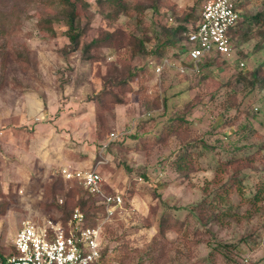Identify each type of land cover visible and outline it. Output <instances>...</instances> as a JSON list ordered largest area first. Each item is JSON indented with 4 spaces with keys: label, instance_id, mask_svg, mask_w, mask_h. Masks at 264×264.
Here are the masks:
<instances>
[{
    "label": "rangeland",
    "instance_id": "374dc122",
    "mask_svg": "<svg viewBox=\"0 0 264 264\" xmlns=\"http://www.w3.org/2000/svg\"><path fill=\"white\" fill-rule=\"evenodd\" d=\"M82 1L87 6L83 10L77 4V10L84 34L79 47L71 49L54 0H0V50L4 48L7 55L0 77V254L12 253L24 220L59 219L63 212L58 205L72 186L79 187V197L87 200L89 222L103 221L98 218L99 199L88 197L77 180L63 181L60 175L64 164L91 169L103 160L96 168L102 186L123 199L102 224L104 264H152L150 255L157 254L154 248L160 246L165 251L162 264H200L211 250V237L189 210L202 197V184L213 176L217 157L252 151L264 142V89L252 86L249 77L235 79L240 70L261 68L264 74V13L255 20L264 12L262 2L248 0L240 7L236 31L230 34V53L210 60L199 74L165 69L160 77L147 74L131 83L133 89L122 92L112 82L122 78L128 63L146 66L154 46L151 32L146 49L135 56L128 45L93 47L88 52L83 45L104 30L134 31L140 17L143 26L160 16L161 23L176 26L184 15L200 10L203 0H162L156 3L162 13L154 12V0H127L130 15L113 21L105 17L109 9L96 0ZM136 4L142 11L134 8ZM43 18L50 19L55 35L37 27ZM186 24L188 30L193 26ZM176 50H181L179 45L168 54L174 57ZM103 82L122 103L97 104L96 122L91 98ZM231 103L234 107H227ZM176 112L186 113V129L165 142L156 141L164 122ZM140 138L143 149H138ZM187 140L198 145L194 149L198 152L191 174L183 178L171 161ZM202 143L212 148L203 151ZM255 176L250 173L248 182L254 184ZM238 199L232 196L234 202ZM165 210L184 220L190 231L200 228L199 234H190L186 241L168 230V239L160 238L155 232ZM212 230L223 242H239L238 252L231 255L236 264H264V214ZM217 264L227 263L218 257Z\"/></svg>",
    "mask_w": 264,
    "mask_h": 264
},
{
    "label": "trees",
    "instance_id": "16d2710c",
    "mask_svg": "<svg viewBox=\"0 0 264 264\" xmlns=\"http://www.w3.org/2000/svg\"><path fill=\"white\" fill-rule=\"evenodd\" d=\"M97 3L106 7L109 10L105 12V17L109 21L116 20L120 15H130L131 6L128 4L127 0H96ZM162 0H154L152 5L154 12H159L157 2L160 3ZM204 1V0H203ZM248 0H238L237 7L240 11V7L247 3ZM261 7L264 9V0H261ZM61 9V19L66 25L65 35L68 38L71 49H77L80 44V39L84 34V29L80 28V14L77 10V4L84 10L86 3L82 0H54ZM202 5V4H201ZM201 7V6H200ZM136 10H141L137 4L134 5ZM201 9V8H200ZM264 12H259L255 18L261 16ZM200 16V10L194 11L193 14H186L180 20V23L176 26H169L167 24L161 23V16L154 18L149 26H143V19L140 17L137 20V26L134 31L129 33L123 30H104L100 35L93 38L89 43L83 45V51L88 52L93 47H108L115 49L118 46L128 45L130 47L131 56H135L142 53L146 49V42L149 40V32L154 39V46L148 51L149 55L146 61V66H134L128 65L124 66L122 70L121 77L117 82H112L113 85L120 88L122 92L133 89L131 85L134 81H141L145 78L147 74L154 73V65L158 64L164 58H169L171 60L175 59L182 61L185 51L188 47V27L187 22H192L193 26L198 21ZM239 17L236 21L235 26L239 22ZM6 22L1 20V24L4 25ZM234 26V27H235ZM37 27L40 30H46L50 32V35H55L56 32L52 27L50 19L43 18L41 21L37 22ZM233 27V28H234ZM231 28V32L233 30ZM235 29V28H234ZM3 33V29H1ZM180 47V51H177L176 56H171L168 54L170 48ZM4 48H1L0 57V77L3 76L6 65H7V55L4 52ZM221 55H211L204 59L201 65V71L203 66L208 65L210 60H213ZM170 70V69H167ZM164 72V71H163ZM2 75V76H1ZM249 77L252 86H258L264 89V74L261 68H256L252 71L245 72L240 70L237 72L235 79L236 81L246 80ZM103 82L102 88L94 93L91 100L95 103V121L99 122V107L104 105L105 102L111 101L112 104L122 103L121 97L116 93L112 92ZM112 97V99L110 98ZM234 107L233 104H229L227 107ZM45 108V103H44ZM193 109V108H191ZM188 121L186 119V113L176 112L169 116L166 122L162 125L159 133L156 136V141L165 142L170 137L181 133L187 127ZM243 129H247L244 125ZM144 138H140V147L138 149H143ZM138 144V143H136ZM114 145L115 144H111ZM117 146L119 144H116ZM122 145V144H120ZM198 147L194 142L187 140L182 145L181 149L171 161L173 170L180 174L183 178L188 177L192 172V167L195 160V154L198 151L194 149ZM203 151L205 148L211 149L207 144L202 143ZM110 152L113 153L111 150ZM216 164L213 168V176L210 179L204 181L201 186L202 197L198 200L189 212L195 216L196 222L207 232L211 240L209 245L211 250L209 253L200 259V264H217V258H222L227 264H236V262L231 258L232 254L238 252L239 242H223L217 239L215 232H213L212 227L218 226L220 228H226L230 225H239L243 222L251 220L254 216H262L264 214V142L257 145V147L252 151H245L242 153H237L236 151L228 152L225 154L224 158L217 157ZM131 167V166H130ZM195 167V170H198ZM127 172H132V168L126 167ZM194 170V168H193ZM250 173H255L256 182L251 184L248 182ZM60 176V175H59ZM62 178V177H61ZM63 181H65L63 179ZM85 190L88 197L97 198L94 193H91L85 189L82 185L80 186ZM104 189V187L102 186ZM105 190V189H104ZM80 188L72 186L65 194V200L58 208L63 212V215L59 219H53L65 224L73 210L79 208L85 216V225L95 226L97 225L96 220L94 222H89L92 215L89 214V205H87V200L79 197ZM236 194L239 199L237 202L232 200V196ZM97 200V199H96ZM62 201V200H61ZM98 210L101 215L98 218L104 216V205L98 203ZM116 212V211H115ZM96 216V214H95ZM97 217V216H96ZM95 217V218H96ZM88 219V220H87ZM168 230H174L178 234H182L184 240L190 239V234L197 236L199 234L200 228H193L192 231L189 230L188 225H184V220L176 218L171 211L165 210L159 220L156 228L155 234L160 238L167 240L166 232ZM155 242V237L153 238ZM242 241V238H241ZM157 242L156 245H158ZM157 254H151L150 260L152 264H162L160 263V258L165 256V251L163 246L159 249L154 248ZM107 250L101 251V256L98 261L104 264V256ZM15 250L11 254H14ZM149 254V253H147ZM1 257H5L0 254ZM125 256H122L121 261ZM196 262L195 264H198ZM95 264V263H92Z\"/></svg>",
    "mask_w": 264,
    "mask_h": 264
},
{
    "label": "built area",
    "instance_id": "2783aa9c",
    "mask_svg": "<svg viewBox=\"0 0 264 264\" xmlns=\"http://www.w3.org/2000/svg\"><path fill=\"white\" fill-rule=\"evenodd\" d=\"M237 4L238 0H204L198 21L188 30V47L182 61L162 59L154 65L155 75L160 77L165 69L197 75L205 58L229 54V32L239 17ZM113 137L115 134L111 133L110 139ZM103 162L99 160L91 169L72 167L70 164L60 168V175L65 181L77 180L97 196L99 203L104 205L103 221L95 226L85 225L84 213L79 208L73 210L65 224L53 219L42 223L26 219L13 239L15 253L0 256V264H102L98 261L102 224L123 204L119 193L106 192L102 188V176L96 168Z\"/></svg>",
    "mask_w": 264,
    "mask_h": 264
},
{
    "label": "crops",
    "instance_id": "0c3cea01",
    "mask_svg": "<svg viewBox=\"0 0 264 264\" xmlns=\"http://www.w3.org/2000/svg\"><path fill=\"white\" fill-rule=\"evenodd\" d=\"M43 108V107H42ZM48 109V111H49V108H47ZM48 113H50V112H48ZM65 165V164H64ZM71 165V164H70Z\"/></svg>",
    "mask_w": 264,
    "mask_h": 264
}]
</instances>
